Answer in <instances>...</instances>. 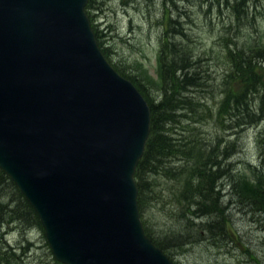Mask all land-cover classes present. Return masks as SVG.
Masks as SVG:
<instances>
[{"label":"water","instance_id":"obj_1","mask_svg":"<svg viewBox=\"0 0 264 264\" xmlns=\"http://www.w3.org/2000/svg\"><path fill=\"white\" fill-rule=\"evenodd\" d=\"M87 0H0V168L64 264H173L133 178L150 111L102 54Z\"/></svg>","mask_w":264,"mask_h":264},{"label":"rangeland","instance_id":"obj_2","mask_svg":"<svg viewBox=\"0 0 264 264\" xmlns=\"http://www.w3.org/2000/svg\"><path fill=\"white\" fill-rule=\"evenodd\" d=\"M211 1L214 0H92L90 15L112 62L124 70L142 74L147 81L157 77L156 57L164 26H167L168 19L178 21L179 25L170 21V37L182 42L185 50L201 57L200 65L208 66L220 80L229 72V64L225 60L227 47L241 49L259 38L263 41L264 0H246V6L240 7V10H246L249 20L241 22L239 27L235 26L237 21L225 3L215 6ZM251 13L255 20H251ZM173 25L182 30L188 45L184 44ZM229 25L232 27L227 31ZM209 85V91L219 89L217 84ZM195 88H187L189 90L184 92V96L193 98L195 103H207L214 112L222 97L207 95L196 98L198 92ZM150 93L155 97L159 91L151 88ZM255 97L252 103L249 101L251 114L241 128L232 126L222 129L203 113L196 116L197 119L181 120L172 144L175 151L171 152L165 164L186 165L191 171L200 150L206 149V160L217 154L213 157L217 158L214 163L222 175L249 179L253 176L256 179L251 166L259 179L264 180V115L257 110L259 96ZM242 108L239 110L245 111ZM176 111L184 114V110ZM233 116L228 115L223 120L227 123V119ZM168 127L165 129L167 136L170 135ZM218 138H222L221 143L217 148L215 146L214 153H210ZM180 143H183L182 146L177 145ZM227 144H232V147L225 154L222 149ZM179 147H193L192 156L183 162L176 161V158H181L177 153ZM185 176L187 174H181L180 181H174V176L144 175L143 188H147V183L152 184L153 192H144L143 215L152 234L165 242L164 247L159 248L176 264H264V214L255 211L254 204H243L245 198L241 195L231 198L229 187L221 185L227 177H221L218 188L222 204L227 206L230 218L227 224L233 232H229L228 237H221L218 231L212 235L209 230H201L200 224L209 218L191 217L186 213L187 207H182V202L178 201V190L182 188ZM195 183L197 181H193ZM18 191V188L7 186L0 180V264H64L54 257L42 224L35 223L20 201ZM3 252H7V259H2Z\"/></svg>","mask_w":264,"mask_h":264},{"label":"trees","instance_id":"obj_3","mask_svg":"<svg viewBox=\"0 0 264 264\" xmlns=\"http://www.w3.org/2000/svg\"><path fill=\"white\" fill-rule=\"evenodd\" d=\"M224 3L229 7L232 17L237 21L236 25L234 24L235 26L239 27L241 22L245 23L249 20L246 10L243 12L240 10V7L246 6V0L211 1V4L215 6ZM92 4V0H88L85 9L91 19V26L104 56L120 75L133 82L149 105L150 133L145 143L142 157L139 159L136 166L134 178L138 188L137 203L141 213L144 231L157 247L162 248L165 242L157 239L152 234L148 227L147 220L143 215L144 192L145 190L153 192L152 184L147 183V188H143V180L146 179L144 175L153 174L159 176L164 174L168 177L174 176V181H180V175L184 173L187 174V176L182 179V188L178 190V201L182 202V207L186 206L187 208H189L190 202L195 203L197 209L191 211L192 214L197 211H206L205 214L212 213L213 211H220L218 199L219 197L221 198V192L218 188L220 186L218 180L225 176L230 178V175L228 176V174L225 173L222 175V172L216 168L217 165L214 162H217V158L213 157L217 154L212 157L210 156L209 160L205 159L204 155L207 153L206 149L200 150L196 165L194 163V167L191 171H188L186 165H182L180 167L182 169L178 174L172 172L171 170H173V168H170L169 165L165 163L167 162L166 159L171 156V152L174 150L172 144L175 138L170 142L172 138L167 136L164 128L168 124V128L172 129V123L176 120L187 122L190 118L197 119L196 116L200 113L205 114L207 118H211L222 129H228L232 126L241 128V126L246 123L245 119L251 114V112H249V101L252 103L256 95L259 96V106L257 110L264 115V38L263 41H260V38L259 40H255L247 48L237 49L227 47L225 51V60L229 64V72H226V75L219 80L208 66L205 67L200 65L199 62L201 57L196 56L194 52L191 53L185 50L182 42H178L170 37V21L178 25L179 23L176 20L168 19L167 26H164V31L160 38L159 50L156 57L157 77L156 79L150 78V80L147 81L142 74L124 70L109 58L106 49L99 40L96 31L97 26L90 15ZM251 20H255V16L252 13ZM178 25H173V29L183 38L184 34L182 30H177ZM231 27L232 26L229 25V29L226 30L230 31ZM185 43L188 45L184 40V44ZM213 80L215 83H212ZM209 84L213 86L217 84L219 89L209 91ZM193 87H196L195 89L198 92L196 98H205L207 95L211 97H222V100L218 101L216 104L217 107L214 112L207 103L202 101H196L195 103L193 102V98H186L184 96V92L189 90L187 88ZM151 88H155L159 91L157 96H150ZM258 93L262 94L259 95ZM240 107H243L242 109L245 111L239 110ZM177 109L184 110V114L177 113ZM238 111L240 112L238 113ZM231 113L234 116L228 118V122L225 123L223 118H226L228 115L232 116ZM221 141L222 138H218L217 142L214 141L209 152L214 153L215 146L217 148ZM182 144L183 143L177 145L182 146ZM231 145L232 144L225 145L224 149H222L223 153L227 152L228 149L232 147ZM192 149L191 147L187 149L179 147V149H177L178 156H185L184 160H186L192 156ZM177 159H179V157ZM214 166L215 168H213ZM0 175V180L5 182L7 186L11 185L14 189L17 188H15L13 182L9 181L7 176L1 171ZM176 175L178 177H175ZM255 177L256 179H254L253 176L250 177V179L245 177L241 178L237 183L236 193L245 198L243 204L250 206L254 204V210L264 214V180L263 178L259 179L256 174ZM237 178L239 179L240 177ZM193 181H197V183L193 184ZM221 185H223V183ZM18 194L20 201L23 202V206L28 209V213L33 216L35 223L40 226V220L35 211L19 191ZM187 208L186 211H188ZM200 226L201 230H205L203 224H200ZM207 226L214 228L218 226L217 228L222 232L226 231L227 234L233 232L229 224L226 223L225 225L224 218L215 223H207ZM210 232L214 233L213 230ZM234 238L236 242L239 241L236 234H234ZM246 251L248 252V250ZM7 256V252H3L2 259H7ZM174 264H176V262H174Z\"/></svg>","mask_w":264,"mask_h":264},{"label":"bare ground","instance_id":"obj_4","mask_svg":"<svg viewBox=\"0 0 264 264\" xmlns=\"http://www.w3.org/2000/svg\"><path fill=\"white\" fill-rule=\"evenodd\" d=\"M180 124H181V121H178V120H176V121H174L172 123L173 128L171 127L172 129H169L170 130V135L168 136L169 138H172V139H170V142L173 141L174 135H175L177 129L179 128ZM166 126H169V125L167 124ZM166 126H165L164 129H166ZM181 158H183V159H180V158L177 159L176 158V161L183 162L185 156H182ZM181 166L182 165H180V166L169 165L170 168H173V170H171V171L172 172H176V174H178L179 171L182 169V168H180ZM250 168L257 174V172L255 171V169L253 167L250 166ZM162 176L165 177L166 175L163 174ZM225 177H227V176H225ZM239 177H240L239 179L237 177H230V178L227 177V180L225 182H223L224 186L225 185L228 186L229 189L231 190L230 191V192H232L231 198L233 196L239 195L238 193H236L237 183L242 178L241 176H239ZM218 206L220 208V211H213L212 213H206V214H205L206 211H203V212H198L197 211L196 213L192 214L191 211L196 210L197 206H196L195 203L190 202L189 203V208H187L188 211H186V213L189 214L191 217H194V216L204 217L205 216L206 218H209L208 220H205L203 223H201V225L203 224L205 226V230H209V231L213 230L214 233H211L212 235L216 234V232L218 231L221 234V237H226V236L228 237V234L226 233V231L222 232L219 228H217L218 226L215 227V228L207 226V223H215V222L221 220L222 218L225 219V225H226V223L229 222L230 218H229V216H227V206H226V204L225 205L222 204V201H221L220 197L218 199ZM37 244L39 245V242H37ZM29 245L31 246V244H29ZM37 248L38 249L41 248V244Z\"/></svg>","mask_w":264,"mask_h":264}]
</instances>
